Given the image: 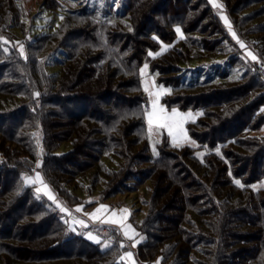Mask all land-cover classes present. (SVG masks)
<instances>
[{"label":"trees","instance_id":"16d2710c","mask_svg":"<svg viewBox=\"0 0 264 264\" xmlns=\"http://www.w3.org/2000/svg\"><path fill=\"white\" fill-rule=\"evenodd\" d=\"M42 1L66 13L56 29L27 41L24 58L1 40L7 29L24 28L20 3L0 0V264H130L120 230L108 227L106 247L90 241L23 174L39 169L56 197L72 205L81 200L74 191L91 193L100 175L107 177L103 199L136 191L167 161L175 177L157 190V178L152 182L148 213L136 224L145 235L137 260L264 264V130L256 132L264 127V0H219L259 62L243 56L209 0H119L109 13L125 24L93 18L91 1ZM52 39L63 70L47 74L39 51ZM159 41L171 45L150 55ZM214 55L244 72L228 78L217 68L216 79L180 82L190 60ZM143 62L170 87L162 97L168 107L200 110L187 128L207 150L201 159L165 135L157 154L149 153Z\"/></svg>","mask_w":264,"mask_h":264},{"label":"rangeland","instance_id":"374dc122","mask_svg":"<svg viewBox=\"0 0 264 264\" xmlns=\"http://www.w3.org/2000/svg\"><path fill=\"white\" fill-rule=\"evenodd\" d=\"M89 1H91V7L89 6V10L92 9L96 11L95 15L97 16L93 17L96 20L98 21L119 20L122 24L127 23L126 18H123L122 16L114 17V15L109 13V11H111V7L113 6V4L116 2L118 4L119 0H75V2L70 5L75 7L84 4V6H86L87 3H89ZM234 1L235 0H229V4L234 3ZM42 2H43L42 0H18V3H20L23 20L25 21L23 25L24 28L22 29V31L17 28H9L7 29V34L1 37V40L4 44V49H7V52L17 49L20 54V47L21 45H23V50L25 55L22 57L24 58L27 57V50H26L27 41L33 39L34 37L42 33H47V32L49 33L52 30L56 29V27L59 25L60 21L62 20L63 16L66 13V10L63 9L65 6L61 8H57L55 10H49L43 8ZM210 4L212 5L213 10L220 17L223 24L226 26L228 30V26L226 25L225 20L222 19V17H226V14L219 0H215V5L213 3ZM251 6L253 8L258 7V4H254ZM227 21L231 25L228 19ZM177 28L180 29L179 26H177L176 29ZM232 32H234L233 28H232ZM229 33L232 36V33L231 32ZM182 36L183 33L180 29V31L177 32V37H182ZM248 38L250 41L254 42V40H252L253 38L251 35H249ZM237 39L243 42L244 44V47H241L240 44L237 43L241 49L243 56L247 59L252 60L251 57L247 55V53L251 52L253 55L255 54L247 45V41L245 39H241L236 36L234 40H236L237 42ZM5 41H7V43H5ZM55 42L56 41L54 39L48 41L46 46L43 49H41V51H39L41 53L45 52L43 59H41V64L44 65L47 74L54 73L53 71L55 70H56L55 73L56 72L61 73L63 70L62 65H56L57 63H59V58H58L59 55H61L63 52L61 49L53 48L55 47ZM170 45L171 43L169 42L159 41V48L157 49V51L149 52V54L151 53L150 55H156L158 53H161L162 51L167 49ZM216 56L214 55L212 58H207V60L206 59L190 60L186 65H184V68H186L187 70L182 74L180 82L182 84H187V83H198L203 81L205 78L216 79L219 69L227 70L228 78H237L241 75V73L244 72V69L242 67L238 65L232 66L228 64L225 56L222 55H218L217 57ZM145 64H147V69H145L142 73L141 69L144 68ZM217 68L218 70H216ZM139 73L141 77V84L146 94L145 121H146V139H147L149 153L152 156H155L157 154L158 144L161 142L163 135H165L170 145L175 147L188 145L194 148L195 154L197 155V157L201 159L207 150L205 147H200L197 140L191 135V133L188 131L187 128V123L195 120L200 114V110L193 108L181 109L177 106L168 107L162 101V97L170 90V87L157 80L158 72L152 69L147 62H143L142 65L139 67ZM146 86L148 88V91H145ZM149 93H152V95H149ZM156 93H160L158 103L159 105L163 106L166 113L170 115L172 110L176 109L179 113L184 114L185 116L184 122L182 124L183 132L182 133L177 132L176 139H173L172 136H169L167 129L157 128L155 127V124L150 125L148 122L149 113L152 111V101L156 99ZM263 130L264 127H262V129L256 132L258 133V135H260L261 133H263ZM0 141H1V137H0ZM66 146L67 144L65 142H62L58 146L57 150L62 151L66 148ZM218 150L219 148L216 149V151ZM164 163H160L163 165L158 166L156 168L155 172L153 173V178L149 180H144L142 184L139 186V189H137L136 191L130 193L125 192L122 194L119 193L113 195L112 197L103 198V199L100 198L101 195L100 191L104 188L103 186L105 185L104 183H106L107 181V177L104 175H100L103 183H100V185L97 187L95 186V189L91 193L89 190L87 192L79 191V190L74 191L75 193H77V195L81 200L72 205L60 203L59 202L60 200L58 201L56 199L55 195L50 189L49 184L46 182L45 178L43 177L39 169H36L31 174L24 173L23 177L27 184L33 185L35 192L39 194L47 192L48 194L53 196L54 199L52 200V203L57 208H59L60 211L61 209L65 210L61 212L64 214V219L67 222L68 226L74 229V231L83 233L87 239H89L88 233L91 232L93 236L97 237L100 240V242H102L101 244L102 247H106L108 245V241L110 240V236L108 235V231H107L108 227L110 226L115 227L118 230H120L122 235L127 239L129 248L131 250H134L136 248V245L138 244L136 242L137 241L141 242L142 240L145 239L144 233L139 232V230L137 229L136 222L137 223L141 222V220L148 213L149 207L148 204L146 203L147 202L146 198L149 196V194L152 191L157 190L158 187H166V185L168 183H171L170 181H172L175 177V174L173 173V169L171 168V166H169V161H167L166 164ZM92 171L85 173L86 174L85 177L88 178V181L90 177L91 178L93 177ZM37 172L40 173L43 184H41L40 182L33 184L31 180L27 179L28 177L35 179ZM156 178L158 181V186L155 188V190H153L152 182ZM88 183L90 184V182ZM44 185H47V188H45ZM261 185L262 182H260L259 184H255L254 186L260 187ZM37 188L41 190L38 192ZM101 204L108 206V209H106L103 213L99 214L100 217L99 219H94L91 214L95 213V210ZM78 207H81L82 211L76 212L75 209ZM122 209H127V213L122 212L121 211ZM110 210L115 211L117 213V217L120 216L126 217L123 225L104 223V221L111 216ZM81 220L85 222V225H87L86 227L81 226V224L78 223V221ZM125 231H128V235L132 236L133 238L129 239L128 236H125L124 234ZM89 240L95 242L92 239ZM133 244H135L134 247ZM126 260L128 259L126 258ZM137 261L140 262L139 260ZM159 262H160L159 257L154 260V264H159Z\"/></svg>","mask_w":264,"mask_h":264},{"label":"snow or ice","instance_id":"6c2138e0","mask_svg":"<svg viewBox=\"0 0 264 264\" xmlns=\"http://www.w3.org/2000/svg\"><path fill=\"white\" fill-rule=\"evenodd\" d=\"M210 3H213L215 5V0H210ZM222 19L225 20L226 25L228 26V31L232 33L233 38H236V33L232 32V28L231 25L228 23L227 18L226 17H222ZM177 32L180 31L179 28L176 29ZM5 43H7V41H5ZM237 43L240 44L241 47H244L243 42L239 41L237 39ZM5 51H7V49H5ZM20 54L21 56H24V50H23V45H21L20 47ZM151 54V53H150ZM247 55L249 57H251V59L253 61L259 62L257 56L253 55L251 52H248ZM147 69V64L144 65V68L141 69V72L143 73V71ZM145 91H148L147 86L145 87ZM37 95H39L37 93ZM149 95H152V93H149ZM159 95L160 93H156V99H154L152 101V111L149 113V118H148V122L150 125L155 124V127L160 128V129H167L168 130V134L169 136H172L173 139H176V134L177 132L182 133L183 132V128H182V124L184 122V114L179 113L176 109H173L171 114L169 115L168 113L165 112V109L163 108V106L159 105L158 100H159ZM37 167H40V165L38 164ZM28 180H31V182L33 184L40 182L41 184H43V181L41 180V176L40 173L37 172L36 173V177L35 179H32L31 177L27 178ZM237 184L240 183V181H236ZM45 188H47V185H44ZM41 189L37 188V191L39 192ZM46 195H48V199L53 200V196L48 194L47 192L45 193ZM106 209H108V206L101 204L96 210L95 213L91 214L93 216L94 219H99V214L103 213ZM61 211H65L64 209H61ZM76 212H80L82 211L81 207H78L75 209ZM111 211V210H110ZM124 213H127V209H122L121 210ZM126 217L125 216H120L117 217V213L115 211H111V216L104 221V223H109V224H120L123 225L124 221H125ZM79 224H81V226H87L85 225L84 221H78ZM74 231V229H73ZM125 236H128L129 239H132V236L128 235V231H125ZM88 238L94 240L96 243H100V240L93 236L91 232L88 233ZM136 243H139V241H137ZM135 246V244H133V247ZM127 256L131 257L132 253H126Z\"/></svg>","mask_w":264,"mask_h":264},{"label":"crops","instance_id":"0c3cea01","mask_svg":"<svg viewBox=\"0 0 264 264\" xmlns=\"http://www.w3.org/2000/svg\"><path fill=\"white\" fill-rule=\"evenodd\" d=\"M51 189V188H50ZM51 191H52V189H51ZM53 192V191H52ZM40 194H42V195H44L47 199H48V196L45 194V193H40ZM53 194L55 195V193L53 192ZM55 197H56V195H55ZM56 199L59 201V199L56 197ZM49 201H51L52 202V200H50V199H48ZM60 203H62L61 201H59ZM95 202V201H94ZM136 224H137V222H136ZM124 237V236H123ZM124 239H125V241H126V243H127V249L123 252V256L125 257V259L127 258L128 260V262L130 263V264H146V263H141V262H138L137 261V259L135 258V253H134V251H135V249L134 250H131L130 248H129V246H128V241H127V239L124 237ZM132 253V256L131 257H129V256H127L126 255V253Z\"/></svg>","mask_w":264,"mask_h":264}]
</instances>
